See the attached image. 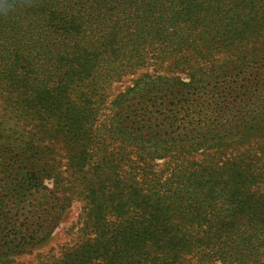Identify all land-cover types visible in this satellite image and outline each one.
<instances>
[{"label":"trees","instance_id":"16d2710c","mask_svg":"<svg viewBox=\"0 0 264 264\" xmlns=\"http://www.w3.org/2000/svg\"><path fill=\"white\" fill-rule=\"evenodd\" d=\"M256 44L263 53L264 0H21L0 15V108L12 122L0 123V257L47 244L79 200L83 238L57 264H264V56L228 67L226 105H169L172 126L186 106L194 117L179 139L155 141L157 153L187 154L160 171L122 175L107 127H89L128 75L217 53L244 59ZM145 77L120 99L143 96ZM145 112L152 130L157 117ZM33 123L38 140L25 135ZM47 138L67 148L69 172Z\"/></svg>","mask_w":264,"mask_h":264},{"label":"rangeland","instance_id":"374dc122","mask_svg":"<svg viewBox=\"0 0 264 264\" xmlns=\"http://www.w3.org/2000/svg\"><path fill=\"white\" fill-rule=\"evenodd\" d=\"M255 49V56H252L254 54L251 53L248 57L245 55L244 59H238L241 55L238 56L237 53V56L232 55L231 57L217 53L209 59L210 61L191 59L188 65L182 68L185 70L167 74L161 70L155 73V67L149 66L135 75H128L107 89L100 109L91 119L89 127L93 133L101 136L105 134V127H107L106 146H109L110 150L115 152L117 156L115 161L121 163L122 175L133 176L134 169L137 166L142 168L154 166V171H160L163 167L181 161L187 154L157 153L154 148L155 141H163L168 138L179 139L184 133V120L194 117V113L190 110L191 107L195 108L199 105L214 103L216 98L223 102L222 105H226L229 102V90L236 85L233 82L235 80L229 75L228 67L245 64L256 67L261 57L264 56V52L258 53V50L263 49L259 44H256ZM200 67H203L204 71H208V73L193 72V70ZM145 75L150 76V79H145V83L151 87H145L146 92L143 96L120 99L138 81L146 78ZM200 87H206V90L202 91ZM148 89L151 92L150 94ZM185 99L186 101H183L185 105H191V107H184L180 112V116H178L179 123L175 126L170 125L173 114L170 112L171 106L169 105L179 103ZM146 109H148V112L153 111L155 117H157L152 125V130L147 129L144 124L147 120ZM10 116V111L6 112L3 108H0V123L2 125H7V127L12 125L9 119ZM167 123L169 125L165 127L164 125ZM35 125L36 123L29 125L26 128L25 135H35V139L38 140V135H36L38 129ZM122 126L124 127L123 131H121ZM155 136L157 137L156 140L154 139ZM55 142L56 144H53L47 138L44 142V148L51 151L52 156H55L53 155V148L57 147L56 154L59 155L57 159L60 171L69 172L73 164L67 160L68 155L66 152L68 150L62 143ZM214 151L215 149L208 150L205 153H214ZM100 153L102 154V152ZM98 156L101 157L102 155L98 154ZM99 157H95L94 160H98ZM201 157L204 158L205 155H200L197 158ZM47 187H53L51 180L47 181ZM55 193L61 198L67 197V195L64 196L62 191H55ZM83 205L79 200L68 202L67 208L61 215V220L47 244L33 248L31 254H28L27 250L23 256L14 258L12 262L0 257V264H57L64 253L76 246L83 238V233H81L83 228Z\"/></svg>","mask_w":264,"mask_h":264},{"label":"clouds","instance_id":"9594fccd","mask_svg":"<svg viewBox=\"0 0 264 264\" xmlns=\"http://www.w3.org/2000/svg\"><path fill=\"white\" fill-rule=\"evenodd\" d=\"M20 2L21 0H0V15L9 14Z\"/></svg>","mask_w":264,"mask_h":264}]
</instances>
